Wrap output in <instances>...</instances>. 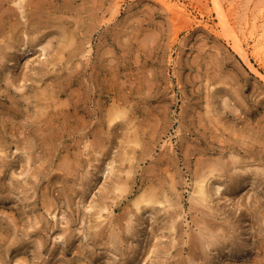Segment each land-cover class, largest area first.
Wrapping results in <instances>:
<instances>
[{"label": "rangeland", "instance_id": "obj_1", "mask_svg": "<svg viewBox=\"0 0 264 264\" xmlns=\"http://www.w3.org/2000/svg\"><path fill=\"white\" fill-rule=\"evenodd\" d=\"M173 2L0 0V264H264V0Z\"/></svg>", "mask_w": 264, "mask_h": 264}, {"label": "bare ground", "instance_id": "obj_2", "mask_svg": "<svg viewBox=\"0 0 264 264\" xmlns=\"http://www.w3.org/2000/svg\"><path fill=\"white\" fill-rule=\"evenodd\" d=\"M162 4H164V6L166 5V7H168V9L170 10V11H172L173 12V15H174V18L175 19H179V20H183V21H189V23H191L192 22V19H193V17L191 18V16H190V13L189 12H187L188 10H186V8L184 9L183 7H181L180 5H178V4H176V3H174L173 2V0H159ZM201 1V0H200ZM212 2H213V4L216 6V7H220V9H221V12H223V10L222 9H224V6L222 5V3H221V0H212ZM41 9V8H40ZM32 11V10H31ZM42 11V10H41ZM34 12V11H33ZM65 13V12H64ZM64 16H66V14L64 15ZM219 16H220V18H221V20H223V23L225 22V24H226V26L227 25H229V24H231V23H233V16H234V14L232 13V12H228V13H226V11H225V14L224 13H220L219 14ZM263 16H264V14H263ZM51 18V17H50ZM62 19V18H61ZM194 20V19H193ZM191 21V22H190ZM180 24H184V23H181L180 22ZM188 24V23H187ZM65 27V26H64ZM232 28H233V26H232ZM261 28V29H260ZM249 29H251V30H249ZM249 29H247V31L248 32H245L244 33V37H243V39H241V41L239 42V44H240V46H239V48L238 49H240L241 51L240 52H242V56H243V59L245 60V62H247V64L249 63V58H248V56H247V54L245 53L244 54V42H243V40H245L246 41V37L245 36H247V34L249 33L250 35V38H251V40H253L252 42H253V45H252V47H253V49L255 50V53L256 54H260V53H262V55L264 56V18H263V20H262V24L258 27L257 26V24L256 23H254L253 25H251V27H249ZM64 30V29H63ZM66 30V29H65ZM250 31V32H249ZM234 33H235V31H234ZM235 34H238V33H235ZM243 34V33H242ZM71 37V36H70ZM236 37V36H235ZM178 38V37H177ZM237 38V37H236ZM69 41H70V39H69ZM71 42V41H70ZM236 42H237V40H236ZM74 44V42H72V45ZM69 46V45H68ZM70 47H71V45H70ZM236 47H237V45H236ZM65 50V49H64ZM264 59V58H263ZM81 93V92H80ZM39 97V96H38ZM45 98V97H44ZM49 98V97H48ZM50 99V98H49ZM40 100V99H39ZM67 101V100H66ZM54 102V101H53ZM54 103H56V102H54ZM46 106V105H45ZM59 106V105H58ZM69 106V105H68ZM50 108V107H49ZM48 109V108H47ZM113 109V108H112ZM111 109V110H112ZM125 109V108H124ZM117 110V111H114V110H112V112L113 113H111L112 114V117L110 118L111 119V121H118V119H121L122 117H123V115H125V110ZM111 112V111H110ZM110 112H108V116H109V113ZM110 114V115H111ZM84 115V114H83ZM110 117V116H109ZM77 119V118H76ZM122 120V119H121ZM124 120H125V117H124ZM110 121V120H109ZM47 122V121H46ZM59 122V121H58ZM82 123H84V122H82ZM109 123H113V122H109ZM87 125H90V124H87ZM57 130H58V127H57ZM43 131V130H42ZM52 133V132H51ZM63 134V133H62ZM103 135H105V134H103ZM95 137V136H94ZM63 139V138H62ZM61 139V140H62ZM101 140V139H100ZM99 140V141H100ZM98 141V142H99ZM52 143V142H51ZM101 143V142H100ZM95 144H97V143H95ZM134 144H136V143H134ZM103 145H104V143H103ZM134 146V145H133ZM136 154V153H135ZM134 157V156H133ZM135 158V157H134ZM64 159H66V158H64ZM131 160V159H130ZM65 165V164H64ZM204 181V180H203ZM202 183V182H201ZM200 183V184H201ZM124 186V185H123ZM202 186H203V184H202ZM126 188V187H125ZM201 188H203V187H201ZM200 188V189H201ZM121 190V189H120ZM123 191V190H122ZM203 190H201V192H202ZM152 192V191H151ZM155 192V191H154ZM203 195H204V193H203ZM141 197H143V196H141ZM158 197V196H157ZM157 197L155 196V194H151V195H146V196H144L143 198H141V201L140 202H138V203H142V202H151V201H154L153 202V204H155V201L157 200ZM159 201V200H158ZM157 201V202H158ZM16 221V220H15ZM16 224V223H15ZM5 229V228H4ZM8 234V233H7ZM1 239V238H0ZM5 239V238H4ZM1 241V240H0Z\"/></svg>", "mask_w": 264, "mask_h": 264}]
</instances>
